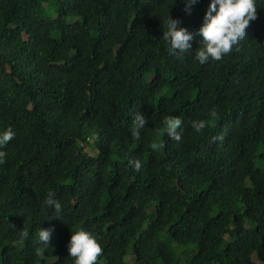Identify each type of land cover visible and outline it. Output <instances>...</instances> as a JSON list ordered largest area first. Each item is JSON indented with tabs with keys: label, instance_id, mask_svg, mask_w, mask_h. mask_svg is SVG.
<instances>
[{
	"label": "trees",
	"instance_id": "obj_1",
	"mask_svg": "<svg viewBox=\"0 0 264 264\" xmlns=\"http://www.w3.org/2000/svg\"><path fill=\"white\" fill-rule=\"evenodd\" d=\"M210 4L0 0V135L16 134L0 148V264H75L81 229L97 264H264V0L246 38L200 64ZM169 16L193 33L188 52L163 39ZM166 116L183 121L178 143Z\"/></svg>",
	"mask_w": 264,
	"mask_h": 264
},
{
	"label": "clouds",
	"instance_id": "obj_2",
	"mask_svg": "<svg viewBox=\"0 0 264 264\" xmlns=\"http://www.w3.org/2000/svg\"><path fill=\"white\" fill-rule=\"evenodd\" d=\"M188 2L189 4H195L198 0H188ZM217 6L219 7L217 8ZM257 10L256 0H211V4L204 16V24L199 29V34L202 35L203 41L202 46L196 51L195 59L200 64H204L210 59L221 61L225 55L230 54L233 48L246 38V29L250 26V22L258 18ZM186 11H190V9H186ZM163 23L165 26L163 39L169 43L170 50L173 53H177V50H179L178 53L183 54L192 49L190 41L193 40L194 35L186 28L178 27L180 24L179 20L172 19L169 16ZM216 115L217 113L213 109L210 112V116L216 117ZM163 123L167 136L174 142H180L182 135L178 129L182 126V119L178 116H166ZM146 124V117L137 113L133 122V140H140L139 130L143 129ZM191 127L195 132L202 133L206 127H209V122L196 120L192 122ZM156 131L159 132L160 129ZM15 135L13 129L9 127L0 135V148L5 147L14 139ZM150 147L155 150L158 145L154 142ZM6 155L5 151H0V164L6 162ZM129 164L137 172L142 168V163L139 159L131 160ZM45 204L50 208H54L55 217L60 219L59 215L62 212V205L54 198V193H48ZM28 236V230L23 227L18 232V239L13 243H23ZM39 238L41 243L48 245L51 238V230L41 229ZM69 253L71 257L75 258V264H97L98 259L103 255V247L95 236L81 229L75 233L72 232Z\"/></svg>",
	"mask_w": 264,
	"mask_h": 264
},
{
	"label": "rangeland",
	"instance_id": "obj_3",
	"mask_svg": "<svg viewBox=\"0 0 264 264\" xmlns=\"http://www.w3.org/2000/svg\"><path fill=\"white\" fill-rule=\"evenodd\" d=\"M93 142H94V141H93ZM93 142L90 141V144L93 143ZM96 142H97V140H96ZM158 148H159V149L161 148L160 145H158ZM87 151L89 152V154L96 153V151H97V146H96V145H92V146L90 147V149H87ZM131 259H132V257H128V258H127L128 261H130Z\"/></svg>",
	"mask_w": 264,
	"mask_h": 264
}]
</instances>
